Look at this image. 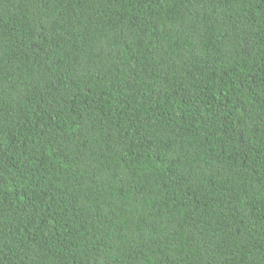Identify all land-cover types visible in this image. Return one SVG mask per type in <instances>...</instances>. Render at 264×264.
Instances as JSON below:
<instances>
[{"label":"trees","instance_id":"obj_1","mask_svg":"<svg viewBox=\"0 0 264 264\" xmlns=\"http://www.w3.org/2000/svg\"><path fill=\"white\" fill-rule=\"evenodd\" d=\"M0 264H264V0H0Z\"/></svg>","mask_w":264,"mask_h":264}]
</instances>
